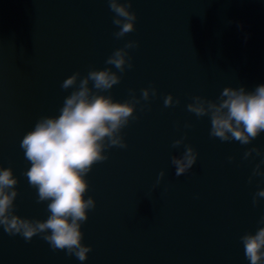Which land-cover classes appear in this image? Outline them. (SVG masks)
Instances as JSON below:
<instances>
[{
	"label": "water",
	"instance_id": "obj_1",
	"mask_svg": "<svg viewBox=\"0 0 264 264\" xmlns=\"http://www.w3.org/2000/svg\"><path fill=\"white\" fill-rule=\"evenodd\" d=\"M130 11L135 31L117 39L108 0H0V166L18 178L16 215H49L22 175L31 165L20 143L39 118L59 115L73 91L61 88L67 77L110 68L121 81L100 94L119 102L130 89L137 98L144 88L157 89L121 130L127 148L106 149L108 159L85 177V198L96 203L81 225L88 258L0 226V264H250L240 237L264 226V197L253 205L264 177L249 183L264 159V132L247 145L221 141L209 135L210 118L187 104L197 95L216 101L225 87L264 84V0H132ZM128 41L139 46L127 50L133 67L120 73L105 61ZM168 94L180 104L164 107ZM185 145L198 157L177 177L171 157ZM253 147L261 155L244 159Z\"/></svg>",
	"mask_w": 264,
	"mask_h": 264
},
{
	"label": "clouds",
	"instance_id": "obj_2",
	"mask_svg": "<svg viewBox=\"0 0 264 264\" xmlns=\"http://www.w3.org/2000/svg\"><path fill=\"white\" fill-rule=\"evenodd\" d=\"M108 4L114 13L113 24L119 28L113 35L120 39L135 31L137 16L130 11L132 0H108ZM138 46L137 41H128L105 63L113 65L120 73L126 67L131 69L133 64L127 50ZM120 81L121 76L110 68L91 69L83 78L79 72L70 75L62 82L61 88L73 91L64 98L59 115L39 118L33 129L24 135L20 148L31 166L22 175L37 190V203L47 202L49 215L46 219H28L15 214L18 178L11 167L0 166V226L8 235L19 234L26 242L39 235L53 251H65L79 261L88 258L91 247L82 243L81 225L88 220V211L94 209L96 203L90 196L85 198L89 189L85 177L95 164L108 159L106 149L127 148L121 130L131 120L138 119L136 105L141 100L148 101L150 96L157 95L155 87L142 89L140 98L130 89V98L124 102L114 100L111 95L100 94L109 92ZM192 101L187 104V111L197 117L208 116L211 122L209 135L221 141L234 140L247 145L264 132V84L253 91H246L244 87H225L216 101L199 95L192 97ZM178 104L180 100H174L171 94L164 98L166 108ZM185 127L191 125L186 124ZM183 142L184 138L175 140L172 147H179ZM254 152L261 155L260 150L253 147L244 153V159ZM197 157L195 149L185 145L182 155L171 157L175 175L179 177L192 169ZM228 159L234 158L230 156ZM261 164H264V159L256 164L249 183L253 177H264ZM164 175V171L159 173L157 184ZM261 197H264V189L253 195L254 206ZM258 223L264 225V216ZM240 239L250 264H264V226L258 227L254 234L242 235Z\"/></svg>",
	"mask_w": 264,
	"mask_h": 264
}]
</instances>
